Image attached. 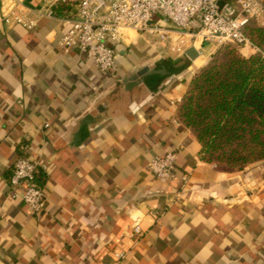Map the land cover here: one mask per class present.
Returning a JSON list of instances; mask_svg holds the SVG:
<instances>
[{"label": "crops", "instance_id": "crops-1", "mask_svg": "<svg viewBox=\"0 0 264 264\" xmlns=\"http://www.w3.org/2000/svg\"><path fill=\"white\" fill-rule=\"evenodd\" d=\"M3 1L0 264H264V164L237 171L204 161L177 117L214 50L202 47L192 60L136 33L118 45L110 74L61 46L58 20L41 18L33 29L4 23ZM145 66L169 73L120 83ZM167 151L178 153L175 176L162 181L148 164ZM21 156L39 162L40 216L11 196Z\"/></svg>", "mask_w": 264, "mask_h": 264}, {"label": "built area", "instance_id": "built-area-1", "mask_svg": "<svg viewBox=\"0 0 264 264\" xmlns=\"http://www.w3.org/2000/svg\"><path fill=\"white\" fill-rule=\"evenodd\" d=\"M58 4L69 9L56 13L54 7ZM41 18L61 22L65 33L60 44L65 50L78 49L103 72L113 74L118 45L132 38L129 30L156 37L166 50L178 55L196 44L201 50L206 41L234 43L260 52L245 27L252 19L264 23V0H47L33 9L26 0L3 1L1 19L8 25L33 29ZM177 157L176 151L155 156L148 170L160 180L170 181L175 176ZM38 165L31 156L19 157L10 184L11 196L22 199L31 213L40 216L46 192L37 180ZM182 179L186 182L188 176ZM134 232L142 234L139 224ZM116 255L123 257L124 253Z\"/></svg>", "mask_w": 264, "mask_h": 264}, {"label": "trees", "instance_id": "trees-1", "mask_svg": "<svg viewBox=\"0 0 264 264\" xmlns=\"http://www.w3.org/2000/svg\"><path fill=\"white\" fill-rule=\"evenodd\" d=\"M245 32L261 51L246 56L237 46L220 47L193 75L177 112L200 143L201 159L237 171L264 164V26L252 19Z\"/></svg>", "mask_w": 264, "mask_h": 264}, {"label": "water", "instance_id": "water-1", "mask_svg": "<svg viewBox=\"0 0 264 264\" xmlns=\"http://www.w3.org/2000/svg\"><path fill=\"white\" fill-rule=\"evenodd\" d=\"M28 1L31 0H27L26 4L28 6H33V4L29 3ZM201 50H199L196 46H191L188 49H186L185 53L183 55L188 56L189 58H191L192 60H196L198 57H200L201 55ZM154 73H158V74H168L169 71L167 70V68L162 67V68H152L150 66H145L143 68H141L140 70H138L135 74H133L130 77H126L123 80L120 81V83H124L125 85L129 86H134L137 85L141 82H144L146 80V77L150 74H154Z\"/></svg>", "mask_w": 264, "mask_h": 264}, {"label": "rangeland", "instance_id": "rangeland-1", "mask_svg": "<svg viewBox=\"0 0 264 264\" xmlns=\"http://www.w3.org/2000/svg\"><path fill=\"white\" fill-rule=\"evenodd\" d=\"M257 22V24H259V25H261V26H264V23L262 24V23H259L258 21H256ZM131 33H133V35H136V31H134V30H129ZM144 39V38H143ZM146 40L148 41V42H150V41H153V42H158V43H160L159 42V40L156 38V37H154V36H151V35H146ZM152 42V43H153ZM206 43V44H205ZM225 44H231V45H234V46H237L236 44H234V43H224V44H220V43H218V42H215V41H206V42H204L203 43V45H202V47L203 48H205V47H207V48H211V50H214V53L220 48V47H222V46H224ZM237 47H239V49L240 50H242V48L240 47V46H237ZM162 50V49H161ZM213 53V54H214ZM212 54V55H213ZM212 55H211V57L209 58V61L211 60V58H212ZM203 60H204V63L202 64V67H204L205 65H207L208 64V62L205 60V58H203ZM201 67V68H202Z\"/></svg>", "mask_w": 264, "mask_h": 264}, {"label": "bare ground", "instance_id": "bare-ground-1", "mask_svg": "<svg viewBox=\"0 0 264 264\" xmlns=\"http://www.w3.org/2000/svg\"><path fill=\"white\" fill-rule=\"evenodd\" d=\"M128 35H129V37H133V33H131V32Z\"/></svg>", "mask_w": 264, "mask_h": 264}]
</instances>
